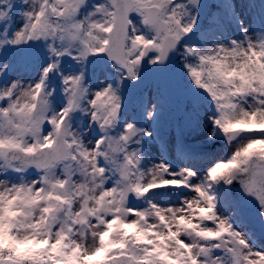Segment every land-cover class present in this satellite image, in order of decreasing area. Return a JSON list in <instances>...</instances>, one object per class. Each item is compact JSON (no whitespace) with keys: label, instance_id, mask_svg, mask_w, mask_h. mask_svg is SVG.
Wrapping results in <instances>:
<instances>
[{"label":"snow or ice","instance_id":"obj_1","mask_svg":"<svg viewBox=\"0 0 264 264\" xmlns=\"http://www.w3.org/2000/svg\"><path fill=\"white\" fill-rule=\"evenodd\" d=\"M0 264H264V0H0Z\"/></svg>","mask_w":264,"mask_h":264},{"label":"rangeland","instance_id":"obj_2","mask_svg":"<svg viewBox=\"0 0 264 264\" xmlns=\"http://www.w3.org/2000/svg\"><path fill=\"white\" fill-rule=\"evenodd\" d=\"M208 2L211 3V0H209ZM174 138H175V131H174V128H173L172 132L167 137V140L169 142L168 143L169 152L172 153V154H175V152H174V149H175ZM152 151H153V153L158 154L159 145H153Z\"/></svg>","mask_w":264,"mask_h":264}]
</instances>
